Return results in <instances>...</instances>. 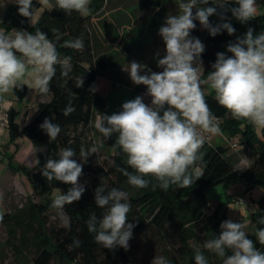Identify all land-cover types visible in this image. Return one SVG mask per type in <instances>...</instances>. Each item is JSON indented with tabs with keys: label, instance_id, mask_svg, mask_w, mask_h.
<instances>
[{
	"label": "clouds",
	"instance_id": "1",
	"mask_svg": "<svg viewBox=\"0 0 264 264\" xmlns=\"http://www.w3.org/2000/svg\"><path fill=\"white\" fill-rule=\"evenodd\" d=\"M90 0H56L55 8L66 14L77 12L86 15ZM47 4L48 0H43ZM177 13L169 14L160 27L158 35L164 44V54L156 53L157 68L153 71L147 65L135 60L129 62L123 71L129 74L134 85H143L150 98L136 96L121 105V110L112 114H99L95 129L105 140L115 134L114 147L125 155L127 168L117 171L127 177V183L137 189L147 188L155 180V186L168 190L175 185L179 189L189 188L202 173L198 163H203L201 148L205 133L221 134L219 117L210 108L206 92L214 94L217 104L237 121H245L258 130H264V31L256 33L251 27L234 42H229L226 52H218L212 64V71L205 74L202 54L205 45L191 35L196 21L213 37L227 32L236 33L232 19L242 24L257 17L256 0H174ZM211 3L212 6H207ZM20 16L31 21L34 16L33 0H15ZM231 5V6H230ZM217 16L219 23L210 22ZM56 41L61 39L58 29H53ZM63 47L82 52L83 37L65 40ZM230 53L231 55H228ZM72 57H61L57 44L44 31L36 29H0V97L29 86L42 95L50 92L51 81L56 75L57 65L61 76L69 77L72 71ZM84 80L77 77L76 87H83ZM94 91V89H91ZM74 111L66 106L64 115ZM50 118L39 127L47 134L49 141H55L61 132L58 123ZM42 151V150H40ZM96 147L79 149L80 162L75 149L62 148L58 158H47L40 167V174L49 183L53 181L69 185L66 193L60 191L51 202V208L60 225L71 226L66 206L78 202L86 191L80 183L84 164L96 153ZM39 166L40 160L29 161ZM133 171H129L128 169ZM194 169V172L191 171ZM195 176V179H194ZM97 208L102 215L91 213L86 221L89 233L103 248L117 247L127 251L133 237L134 223H129L132 210L129 193L116 187L100 184L94 190ZM258 208V206H257ZM3 216L0 215V221ZM258 223L264 225V216ZM220 233L205 240L201 246H194L195 264H209L204 251L221 258L222 264H264V251L249 238L243 222L224 220ZM259 245L264 246V227L254 233ZM79 239H74L70 248H78ZM203 249V250H202ZM151 264H170L163 255L155 256Z\"/></svg>",
	"mask_w": 264,
	"mask_h": 264
},
{
	"label": "trees",
	"instance_id": "2",
	"mask_svg": "<svg viewBox=\"0 0 264 264\" xmlns=\"http://www.w3.org/2000/svg\"><path fill=\"white\" fill-rule=\"evenodd\" d=\"M167 1L170 0L142 1L143 7L154 9L150 23L152 26L162 23L167 13ZM55 2L56 0H53L52 8L45 11L33 24L18 14L15 2L10 3L3 21L0 22V26L8 31L24 29L35 32L39 29L46 32L57 44L61 57H72L73 66L69 77L64 78L57 65L50 92L47 95L37 92L36 106L25 111V125L21 126L16 120L18 110L14 106L7 110L10 143L14 145V151H9L11 170L27 176L35 195L47 196L56 188L66 193L70 187L57 181L49 183L40 174V167L46 159L58 158L62 148L75 149L77 156L74 158L80 162V147L83 146L87 150L94 146L104 152L105 159L101 164H97L93 153L84 164L80 183L85 186L86 191L78 202L65 208L71 218L70 228L49 227L45 215L48 207L44 202L29 200L19 209L2 214L3 219L0 222L5 227L6 239H0V246L10 247L16 258V261L8 264H151L153 258L159 255L166 257L170 264H195L194 246H199L198 240L202 239L201 236L207 240L219 235V226L225 218L223 202L210 203L206 190L217 184L226 188L236 183H243L246 189L255 185L264 187V130H258L245 121L232 119L230 114L217 104L214 94L206 92L210 108L219 117L221 131L229 137L239 134L240 144L244 146L242 152L248 149V155L253 161L251 160L244 169L238 170L236 164L239 157L229 153L228 145L210 144L205 141L200 150L203 163L197 164L202 175L191 187L179 189L173 185L168 190H162L155 186V180L150 177L147 178L151 181L147 188L137 189L130 186L127 177L117 171L118 167L127 168V165L125 155L119 148L114 147L115 134L105 140L94 126L98 113L112 114L107 104L108 93L118 84L130 85L131 82L122 73L120 67L123 65V58L117 56L118 52L113 47L114 40L120 37L117 24L113 20L101 18L108 0H92L90 13L86 15L77 12L66 14L55 8ZM256 2L258 6H264V0ZM40 5L39 0H33V12ZM258 6L257 17L247 24H242L231 18L230 13L227 14L236 29L232 36L225 31L213 37L206 29L200 28L199 21L195 22L197 27L191 35L199 38L205 45L201 57L205 74L212 71L211 66L216 60V54L226 52L228 43L234 42L237 36H242L249 27L256 33L264 31V11H259ZM209 19L214 25L220 22L217 16ZM53 29H58L61 35L58 42ZM77 37H83L82 52L63 47L65 40ZM112 66L120 68L115 76L109 73ZM147 66L153 71L162 70L157 68L156 61H151ZM82 76L83 87L77 88L76 79ZM130 86L140 93L147 91L143 85ZM27 89L28 86L25 85L21 89L13 90L15 99L22 100ZM45 96L47 98H44ZM70 104L74 111L65 116L64 110ZM120 110L121 106L115 112ZM45 118L52 119V122L58 123L61 128L55 141L50 142L47 134L39 127ZM90 134L93 140H88ZM22 135L31 141L35 156L40 160L39 166L22 164L15 159L20 148L18 139ZM128 170L133 171L130 168ZM191 171L194 172V169ZM101 183L129 193L132 207L129 223H134L136 227L133 229V237L129 241L130 247L127 251L121 247L114 250L103 248L95 242V234L89 233L87 229L86 221L89 215L95 212L99 217L103 212L97 208L94 200V190ZM211 207L212 211L208 213ZM253 214L254 230L247 233L249 238L256 242L257 247L264 251V246L259 245L254 235L257 229L264 227L258 223L259 218L264 216V195L260 199L259 209ZM74 239L81 241L80 247L70 248ZM2 252L0 248V258L4 259L5 254H1ZM24 252L32 254L29 261L20 258ZM204 254L209 264H222L221 258L214 253L204 251Z\"/></svg>",
	"mask_w": 264,
	"mask_h": 264
},
{
	"label": "rangeland",
	"instance_id": "3",
	"mask_svg": "<svg viewBox=\"0 0 264 264\" xmlns=\"http://www.w3.org/2000/svg\"><path fill=\"white\" fill-rule=\"evenodd\" d=\"M13 1L15 0H0V22L3 21L5 17L8 5ZM39 1L41 5L34 12V16L30 21L31 24L35 23L45 11L50 10L53 6V0H48L47 4L43 3V0ZM142 1L143 0H108L104 6V12L101 14L102 19H106L107 21L113 20L117 24L116 27L120 37L114 40L113 47L115 48L114 50L118 52L117 56L123 58V65L120 68L122 73L128 78L129 74L123 71V68H126L127 64L133 60L145 65L151 63V61H156L157 64L156 53L159 52L161 56L164 54L163 40L158 35V31L169 14L175 15L177 13V5L174 3V0L167 1V13L165 18L159 26H152L150 23L154 15V9L151 7H143ZM91 2L92 0L89 2V11L87 14L90 13L89 6ZM207 6H211V3ZM258 7L259 11H264V6L259 5ZM200 28L203 30L201 26ZM0 29L7 30L3 26H0ZM120 68L112 66L109 73L115 76ZM130 85H133L132 82H130ZM130 85L118 84L108 93L107 104L111 113L115 112L125 101L134 99L138 95L144 96L145 93L138 92ZM36 94L37 92L28 86L26 95L22 100L15 99L13 91L0 97V215L5 212L19 209L27 204L29 200L40 203L44 202L48 207L45 211L48 226L59 227L61 226L59 220L53 219L55 212L51 208V202L53 197L60 193V189H54L53 193L47 196L35 195L27 176L21 172H13L11 170L9 151H14V145L10 143V130L7 125V110L11 106H14L18 110L16 120L21 126L25 125L27 122L25 111L36 106ZM44 98H47V96ZM144 101L145 103H150V98L144 96ZM33 110L34 109H32V111ZM97 118L98 115L96 116V119ZM204 135L205 141L210 144L222 143L229 146V153H233L239 157L238 163L236 164L238 170L244 169L251 160L253 161L248 155V149L242 152L244 146L240 144L239 134L234 137H229L226 133L221 131V134L215 136L207 133ZM88 140H93L91 134ZM18 142L20 148L15 155V159L22 164L33 166L29 164V161L36 158L31 141L26 136L22 135L18 139ZM92 142L93 141H91V144H93ZM234 144H236V146H234ZM95 158L97 164H101L105 159L104 152L98 149L95 153ZM206 194L209 202L212 204L223 202L222 209L225 215L224 220L231 219L233 222L245 223L246 232H252L254 230L255 222L253 213L259 209L260 199L264 195V187L255 185L250 189H246L243 183H236L225 188L222 184H217L209 187L206 190ZM211 211L212 207L208 210V213ZM201 238L202 239L198 240L199 246L206 240L203 239L202 236ZM0 239L2 241L6 239V230L1 222ZM0 248L3 251L1 254H5L4 259L0 258V264H8L16 261L15 254L10 247L1 245ZM31 255L30 252H24L20 258L29 261Z\"/></svg>",
	"mask_w": 264,
	"mask_h": 264
},
{
	"label": "crops",
	"instance_id": "4",
	"mask_svg": "<svg viewBox=\"0 0 264 264\" xmlns=\"http://www.w3.org/2000/svg\"><path fill=\"white\" fill-rule=\"evenodd\" d=\"M13 2H15V1H13ZM13 2H11V3H13ZM261 6V5H260ZM8 125V124H7ZM238 184H241V183H238Z\"/></svg>",
	"mask_w": 264,
	"mask_h": 264
}]
</instances>
